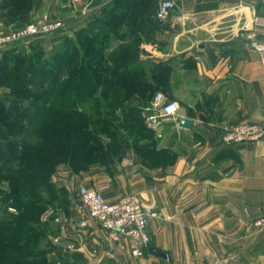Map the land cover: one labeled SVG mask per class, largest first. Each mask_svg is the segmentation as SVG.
Segmentation results:
<instances>
[{"label":"crops","instance_id":"crops-1","mask_svg":"<svg viewBox=\"0 0 264 264\" xmlns=\"http://www.w3.org/2000/svg\"><path fill=\"white\" fill-rule=\"evenodd\" d=\"M122 1L32 0L31 11L12 15L5 0L0 34L45 13L63 24V38L89 27L98 33L107 13L126 11ZM175 1L166 22H156L157 10L138 20L135 29L141 39L139 64L146 71H167L156 92L180 104L179 116L162 119L157 131L149 129L140 150L129 141L112 160L59 165L51 184L73 204L67 223L55 226L74 249L55 248L47 253L51 259L59 257L64 264H264V231L254 227L264 215V138L223 142L230 126L264 125V54L255 47L264 45V0ZM128 24L121 27L127 36L111 52L132 41ZM149 29L159 33L154 44H148ZM182 118L193 122L191 129L180 126ZM81 188L103 190L111 203L136 194L160 210L163 218L150 225L149 253L134 257L126 246L110 241L75 202ZM50 218L42 214L41 223L48 226ZM88 219L89 226L80 229Z\"/></svg>","mask_w":264,"mask_h":264},{"label":"trees","instance_id":"trees-1","mask_svg":"<svg viewBox=\"0 0 264 264\" xmlns=\"http://www.w3.org/2000/svg\"><path fill=\"white\" fill-rule=\"evenodd\" d=\"M4 1L2 0L0 5ZM7 2H9L12 15L14 13L23 15L31 11L32 0H7ZM134 2L136 0H125L120 3L122 7L126 8L125 12L115 13L113 10L111 13H107L103 18L102 29L98 33L94 32L92 27H89V29L77 34L79 43L75 46L74 61L80 62V64L70 63L67 66L68 61L71 60L68 57L69 46H67L68 40H66V52L60 57L59 61L61 67L54 72H51L46 65L38 64L26 75L28 82L30 81L26 83L24 81L19 82L17 73L21 69L18 67L15 73L8 71L5 74L7 76L5 78L12 81L10 84L0 82L1 88L7 87L13 90L20 86L26 92H33L43 97L42 100L37 99L31 103L34 108L33 113L23 128L19 129V132L14 135L15 138L19 136L22 142L17 139L16 141L19 142L8 141L7 147L0 144V167L9 165L16 160L11 148H15V145L22 146V148L24 145L25 147L22 153L19 152L22 156L21 159L17 160L19 164L16 167H8L13 177L9 178L0 173V181H8L11 189L7 195L8 197L0 200V214L12 215L9 213V208L12 207L19 211V216H11L14 218L11 221L1 217L3 221H0V237H5L1 241L4 240L6 246L3 247L5 248L4 255L0 259V264H34L42 259V255L38 254L39 252L36 253L32 248L27 249L26 255L20 244L30 245L32 239L42 237L44 234L37 231L43 225L40 219L47 205L43 196L46 195L47 188L53 191L50 194L55 193L56 195L57 187L51 184V177L58 164L67 163L73 167H83L98 159L102 161L112 160L115 156L123 153L132 138L134 141L133 148L138 150L143 148L140 145V140L147 137L150 131L145 124L143 109L125 105L121 101L125 94L145 91L149 73H152L153 78L157 80L158 78H166L167 71L162 68L146 71L139 64V43L141 39L137 35L138 29H135V23L138 21V15L149 16L152 11L147 12L144 7H141L142 4L135 6L136 8L133 7ZM143 16L141 17L143 18ZM156 22L161 24L158 20ZM124 23H129L128 26L131 27V31H129L132 41L111 52L112 42L109 38L112 35L120 34ZM83 48L84 50L81 51ZM0 51L5 52L0 58V67L3 70L8 69V65L2 63L4 58L9 60L20 56L17 54L18 49L16 47L4 48ZM89 61H92V67H89ZM101 62L103 64L100 68L99 64ZM74 75L75 79H72ZM115 75L133 78V81H131L129 87L116 81L111 84L112 88L109 91L112 97L108 109L113 108L114 111L118 109L127 111L128 109L129 113L126 112L125 115L127 116H124L126 121H129L128 118L133 116L143 122L144 126L134 134L135 137L122 132L119 128L113 129L112 126L116 123V119L100 117L101 101L96 97L94 98V93L88 94L89 97L87 98L92 101L93 109L97 110L96 115L86 111V117L80 116L77 114V110L80 108L78 106L79 102L76 100L72 104L70 100L68 101L69 98H72V92L83 95L88 87L86 84L91 82L92 88L90 90L96 92L98 89L96 87L100 85V78ZM62 77H70V80L66 83L71 82L69 86L67 85L69 95L62 96L61 100L64 97L67 98L64 101H53L51 98L59 84H62ZM158 89V87H154L153 92ZM114 102H117L118 105L112 107ZM108 109L107 111H109ZM117 120L120 121V119ZM103 138L108 139L109 142L105 144ZM57 142H59V155Z\"/></svg>","mask_w":264,"mask_h":264},{"label":"rangeland","instance_id":"rangeland-1","mask_svg":"<svg viewBox=\"0 0 264 264\" xmlns=\"http://www.w3.org/2000/svg\"><path fill=\"white\" fill-rule=\"evenodd\" d=\"M161 0H136V2H134L133 7H137L140 6V4L143 5V7L145 8V10H147V12H153V11H157L158 7H159V3ZM175 1V0H174ZM176 2V1H175ZM135 7V8H136ZM47 14V13H45ZM44 15V14H42ZM41 15V16H42ZM41 16H36L34 19H37ZM141 16L143 15H138L137 19H143ZM33 19V20H34ZM55 20V19H54ZM63 29V28H62ZM62 29H60L59 31L48 35V36H42L39 38H34L24 44H22L21 46H16V48L18 49L17 54L18 55H22V57L19 56V58L15 57L14 59H3L2 63H6L8 65V69H2L0 67V82H3L5 84H10V82H12L10 79V81L5 78V74H7L6 72L8 71H12V73L16 72V69H18V67L21 69L17 74L19 76V82H28V79L26 77V75L32 71L33 67H35L36 65L40 64V65H46L48 67V69L51 72H54L57 68L61 67L60 66V57L62 55H64L65 51V45H66V40L67 41V46H69V60L68 61V65L71 64H80V62L74 61L75 58V53H76V44L79 43L77 40V34L80 33V31L78 33H68V35L64 37V35H61V31ZM107 31V30H105ZM7 33V32H5ZM2 33V34H5ZM107 33V32H104ZM124 32L123 29L121 30L120 34L118 35H112L110 36L109 40L112 42L111 46L113 47V44L115 42H118L119 39L123 40L124 38ZM1 35V34H0ZM101 35V34H100ZM62 37V38H61ZM159 37V33H156L155 31H153V29H149L147 30V41L148 44H154L155 40H158ZM81 42V40H80ZM88 42V41H87ZM91 42L89 41V44ZM112 49V48H111ZM84 48L81 50L83 51ZM5 52H1L0 51V58H2V56L4 55ZM150 53V52H148ZM3 54V55H2ZM140 54V53H139ZM2 55V56H1ZM16 55V56H18ZM28 56V58H27ZM24 58V60H23ZM27 60H26V59ZM103 63L101 62L100 68L102 67ZM89 67H92V61H89ZM104 68V67H103ZM76 75V73H75ZM75 75L74 78L75 79ZM7 77V76H6ZM70 80V77L68 78H64L62 77V84H59L55 94L53 95V97L51 98L53 101H64L67 98L64 97L62 100V96H68L69 95V87L67 88V85L69 86V84H71V82H69L68 84L67 81ZM148 83L145 87V91L141 92V93H128L123 95L124 98L121 101L125 103V105H129V106H135V107H145L147 104L150 105L151 103V99L153 98V96H155L157 94V92H153L154 87H158L159 89L161 88V86L159 85H164L165 83V77L163 78H158L157 80H155L152 76V73L148 74L147 77ZM119 82L121 84L126 85L127 87H129L131 85V81H133V78H129V77H123V76H109L105 78H100L99 79V84L96 92H91V88H92V84L90 82V84H86L88 87L86 88L85 93H83V95H81L80 93H76V92H72V98H69L68 101L70 100L72 102V104H74V102H79L78 106L80 107L79 110H77V114H79L80 116H85L86 117V111L96 115L97 110L93 109L94 106L92 105V101L89 100L87 97H89V95L91 93H94V98L96 97L97 99H99L101 101L100 104V117L102 118H106V117H111L114 119H120V121H116L115 120V124L114 126H112V128H119L121 129L122 132H125L128 135H133L135 137V133L140 130L144 125L143 122L141 120L136 119L135 117L131 116L129 121H126L124 118L126 112L129 113L128 109L127 111H122V110H113V108L108 109L109 104H111V92L109 91L112 87L111 84L113 82ZM30 82V81H29ZM28 82V83H29ZM88 83V82H87ZM61 85V86H60ZM12 90V89H11ZM10 90V88H1L0 87V144L5 145L8 143V141H13L14 142H19L16 141L20 140L19 136L18 138L14 137V135L16 133L19 132V129H22L23 126L27 123L28 118L31 116V114L34 111L33 106L31 105L32 102L36 101L37 99L42 100L43 97L39 96L38 94H34L33 92H26L24 91V89H21L20 86H17L15 89H13L12 91ZM68 92V93H67ZM162 93V92H161ZM87 94V95H86ZM89 94V95H88ZM39 96V97H38ZM82 98V99H80ZM80 99V100H78ZM149 101L145 106L142 105V102H147ZM118 103L114 102L113 106H117ZM148 105V106H149ZM147 106V107H148ZM107 109L109 111H107ZM145 109V108H144ZM144 112V110H143ZM143 117H144V113H143ZM145 120V124L147 126V121L146 118L144 117ZM148 127V126H147ZM151 130V129H150ZM105 144H107L109 141L106 138H103ZM27 141V140H26ZM132 144L131 146L133 147L134 145V141L133 138L131 140ZM20 144V143H17ZM26 144V142H25ZM59 142H57V152L59 155ZM7 147V146H6ZM11 148V147H10ZM24 145L23 148L22 146H18L15 145V148H11V152H14V157L16 158L15 161H13L11 164L0 167V173H2L4 176H7L9 178H12V173L11 170L8 168L9 166L11 167H16V165L19 164V162L17 160L21 159L22 156L20 155V153H22V151H24ZM18 152V153H17ZM20 152V153H19ZM59 164L56 166V168L58 169ZM47 193L46 195H44V199L46 202V208L44 213H50L51 214V218L49 221L48 226L46 225H42L41 229L37 230L38 232L41 231L42 233H44L42 235V237L39 238H35L32 239V244L27 245L25 243H21L20 245L22 246V248H24V253H27V249H33L34 251L39 252L38 254L42 255V259H40V261H38L37 263L34 264H64L62 260L64 259H59V257L57 258H53L51 259L49 256V254H47L48 252H51V250L57 248L54 244V240L55 239H62L60 237V235L58 234L57 227L56 226H64L67 223V219L70 217L71 214V209H70V205L73 204V201L69 200L66 197V194L64 192H61V189L59 187L56 188L57 192L56 195L54 194H50L51 191L49 188H47ZM10 186H9V182L5 181V180H1L0 181V200H3V198L8 197L7 195L9 194L10 191ZM77 201H75V199L73 198L72 200H74L76 203H79V199L76 196L75 197ZM74 202V203H75ZM72 203V204H71ZM9 213L12 214L13 216H19V211L16 210L15 208H9ZM4 214H0V221H3L1 217H4V219L6 220H12L14 219L13 217H11L12 215H4ZM6 216V217H5ZM59 217L62 219V224H59L57 222H55V219ZM56 225V226H55ZM5 237H0V241L2 239H4ZM63 244H71L68 242H65L63 239ZM8 244V243H7ZM73 245V244H72ZM4 246H6L5 241H1L0 243V259L2 258V256L4 255ZM72 251V250H71ZM70 251V252H71ZM27 255V254H26Z\"/></svg>","mask_w":264,"mask_h":264},{"label":"built area","instance_id":"built-area-1","mask_svg":"<svg viewBox=\"0 0 264 264\" xmlns=\"http://www.w3.org/2000/svg\"><path fill=\"white\" fill-rule=\"evenodd\" d=\"M2 0H0L1 3ZM176 9L174 0H161L157 11V20L166 22ZM260 25V24H259ZM63 28L60 21L54 20L49 14H44L27 24L25 27L12 30L0 35V49L14 48L38 37L51 35ZM264 54V45H255ZM180 104L169 99L165 94L158 92L150 105L144 109L147 113V126L157 131L162 119H176L179 116ZM264 138V125L247 123L230 126L224 136L226 144L256 142ZM103 190L81 188L78 191L79 202L88 214V218L96 222L103 230L109 233L110 241L125 246L134 257H144L149 253L152 237L150 225L152 221L163 218L157 208L146 205L136 194L122 196L116 202L105 199ZM89 219L79 224L80 229L89 226ZM55 222L62 224L57 217ZM254 227L264 231V215L254 220ZM54 244L65 253L74 249L72 244H63L62 239H55Z\"/></svg>","mask_w":264,"mask_h":264},{"label":"water","instance_id":"water-1","mask_svg":"<svg viewBox=\"0 0 264 264\" xmlns=\"http://www.w3.org/2000/svg\"><path fill=\"white\" fill-rule=\"evenodd\" d=\"M162 23V22H160ZM192 125H193V122L189 119H185V118H182L181 121H180V126L183 127V128H186V129H191L192 128ZM151 253L157 255V256H161V257H166L167 255L163 252H160L159 250H156V249H151Z\"/></svg>","mask_w":264,"mask_h":264}]
</instances>
